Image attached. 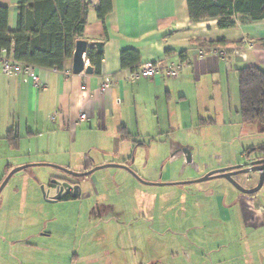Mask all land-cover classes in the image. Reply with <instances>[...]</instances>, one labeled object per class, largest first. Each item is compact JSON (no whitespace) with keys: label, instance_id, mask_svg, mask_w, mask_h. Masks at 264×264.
I'll return each instance as SVG.
<instances>
[{"label":"crops","instance_id":"1","mask_svg":"<svg viewBox=\"0 0 264 264\" xmlns=\"http://www.w3.org/2000/svg\"><path fill=\"white\" fill-rule=\"evenodd\" d=\"M24 1L0 0V5L9 7L8 29L12 32L17 28L18 4ZM96 5L97 0L90 4L80 39L87 41L89 48L93 42L103 43L100 75L94 68L92 74H74L72 59L65 64V69L72 71L69 77L62 71L35 68L46 85L43 90L28 76L0 74V161H8L0 173V183L12 169L23 165H57L79 173L105 164L128 165L142 180L161 185L144 184L123 168L105 167L100 169L105 170L103 173L97 170L88 176L86 184L79 185L77 198L54 204L73 202L91 210L96 208L97 198H102L111 210L118 203L125 206L121 209L127 219L131 207L126 200L143 198L145 201L135 206L132 222L124 223L121 236L141 250L48 251L52 250L49 241L74 237L49 227L48 219L53 218L43 211L49 201L41 200L30 167L0 194V228L4 233L0 234V264H264L262 189L250 196L222 178L215 194H207L209 200L190 202V206L184 202L187 213L179 219L170 212L174 209L172 200H166L164 206L159 201V194L171 188L186 193L196 188V183H171L193 181L218 169L247 166L250 149L238 156L235 164L226 162L191 171L187 181L173 179L172 170L160 173L158 168L159 161L167 158L177 156L179 162L186 159L190 163L213 149L221 153L231 138L242 135L247 124L240 113L238 70L246 66L264 69V20L239 18L235 27L221 29L217 20L192 21L187 0H112L113 9L103 23L97 17ZM244 41L254 43V47H243ZM219 42L229 48L224 59L210 52V45ZM234 49L239 50L235 53ZM125 50L139 53L138 67L162 59L185 62L186 66L177 79L158 75L132 81L131 70L121 64ZM87 66L90 62L84 68ZM105 81L109 87L103 92ZM53 112L59 113L55 120L50 118ZM81 113L87 115V123H79ZM217 126L222 127L219 134L214 133ZM11 131L19 137L17 147L8 140ZM248 145L252 147L253 142ZM139 157L145 162L139 163ZM112 168H116V185L107 181ZM257 176L253 172L236 179L243 187L252 188ZM49 188L56 193L55 184ZM115 192H119V202ZM213 196L215 202L210 201ZM160 209L167 213V228L158 215ZM17 216H22L18 227ZM86 217L88 224L95 223L88 213ZM35 226L44 241L39 246L32 243L36 235L15 237V227L26 236ZM84 241L94 246L90 238ZM60 244L55 246L63 250Z\"/></svg>","mask_w":264,"mask_h":264},{"label":"trees","instance_id":"2","mask_svg":"<svg viewBox=\"0 0 264 264\" xmlns=\"http://www.w3.org/2000/svg\"><path fill=\"white\" fill-rule=\"evenodd\" d=\"M187 4L192 21L217 20L221 29L235 27L239 18L264 20V0H187ZM89 7L87 0H26L18 4L17 28L12 32L8 29L9 7L0 5V54L2 50L12 51L13 58L27 66L63 71L66 62L72 59L76 41L83 36ZM112 9V0H97L96 14L103 23ZM218 45L227 44L219 42L210 46ZM87 58L100 75L102 53L90 47ZM140 62V55L134 50L121 54L125 69L133 71ZM238 72L243 122L264 123V69L246 66ZM8 140L17 147L19 137L13 131ZM247 152L250 159L251 151ZM73 198L77 197L66 194L62 200Z\"/></svg>","mask_w":264,"mask_h":264},{"label":"rangeland","instance_id":"3","mask_svg":"<svg viewBox=\"0 0 264 264\" xmlns=\"http://www.w3.org/2000/svg\"><path fill=\"white\" fill-rule=\"evenodd\" d=\"M221 126H217L216 129H214V133H220ZM236 128H234L235 131ZM240 131V128H238ZM177 137L180 136L179 132L176 131ZM185 134L183 136L185 137ZM223 134L225 135L224 131ZM226 135L224 139H226ZM253 142V146L249 147V142ZM217 146V145H216ZM207 147H210V144L207 145ZM219 148V145L217 146ZM254 147H264V123H256V124H247L245 130L243 131L242 135H239L238 137L231 138V140L223 147V151L221 150V153L219 150L213 149L210 154H206L201 157V159L192 160L190 163H187V160L185 159L184 162H179L178 158L174 157L175 159H164L160 160L159 162V171L160 173L167 170H172V178H182V179H176V180H182L187 181L188 174L190 175V172L193 170H198L199 168L208 169L214 166H220L224 165L226 162H233L234 164L238 162L237 157L240 156L244 151H252ZM216 148V147H215ZM18 153V152H17ZM264 154V153H262ZM172 156V155H170ZM145 162V160H141V157H139L138 162ZM151 162V161H150ZM8 161L1 160L0 161V173L4 171L5 166H7ZM10 164V163H9ZM12 164V163H11ZM19 167V166H17ZM112 172L115 171L112 168ZM32 174L30 176L33 178V183L36 184V187L38 188V193L41 197V200L46 201V199L43 196L42 187H44L45 191L48 192L50 190L51 192H48V197L54 196V192L49 188V185L51 182L55 181L56 178H65L69 179L71 181L78 182V185L86 184L88 181V177L84 178H75L72 177L58 169L51 168V167H31L30 170ZM105 170H100L98 173H103ZM26 172V171H25ZM76 172V171H75ZM111 172V173H112ZM24 173V171H20L16 173L12 179H10L9 183L7 184L8 187H10L14 182L16 183L19 181L21 175ZM29 173V172H28ZM98 177L100 174H97ZM245 174H237L235 177L240 178L244 176ZM1 176V175H0ZM85 178H87L85 180ZM115 179V183L113 180ZM107 179H105L106 181ZM117 176H115L114 172L112 175L108 177V183L110 185H116ZM100 181V179H99ZM222 178H215L211 179L205 182H200L193 184L196 186V188L193 191H189L188 189L185 191L179 192V188L174 187L171 188L173 190H170V192H163L159 194V201L161 203L160 206H164V202L166 200H172L171 203L174 206V209H172L170 212H172V217L175 219L184 218L185 212L187 213L186 205L190 206V202H201L204 203L205 201L209 200L207 198V194H215L216 186L221 183ZM264 191V187L262 189ZM163 194V195H162ZM114 195L117 196L116 202H119L118 199H120L118 196L119 192H115ZM124 195V194H122ZM122 197V196H121ZM2 198V197H1ZM0 198V199H1ZM123 199V198H122ZM141 199V200H140ZM133 200V201H132ZM130 202L126 200V203H128L127 207L130 208V212L125 219L123 209L125 206H121L120 203L118 205H115L114 209L111 210V207L107 205L106 202L102 201V198H97V204L95 209L88 208V206H81L82 204H71L73 202L59 204V203H50L47 202L44 204V215L46 217H52L53 219H48L49 227L56 230H61L64 233L71 234L74 238H62L59 240H53L52 242L49 241V244L52 245V250L48 249V251H137L138 248L136 245L133 244H127L128 241L126 239H123L121 236L124 232V228H126V223L128 220L129 222H132L133 219L132 215H135V206L138 205V203H143L145 200L143 198H137L132 199ZM115 201V198L112 200V202ZM210 201L215 202V197L210 199ZM187 202V203H184ZM168 203V202H166ZM12 208L15 207L14 201L12 203ZM113 205V204H112ZM195 206V204H194ZM128 210V209H127ZM40 211V210H39ZM188 211H190V207L188 208ZM193 212L198 213L197 209H193ZM91 216L94 222H89L86 220V214ZM4 216L6 213L3 214ZM158 215L160 216L161 221L164 220L165 228L169 227V221L165 220L167 213L166 211H163L162 209L159 210ZM2 216V213L0 214V217ZM78 216L80 218V222L78 220ZM22 216H17L16 221L17 225L19 226ZM42 217V216H41ZM171 217V218H172ZM125 219V220H123ZM10 222L12 219H9ZM14 220V219H13ZM78 220V221H77ZM15 221V220H14ZM47 222V221H46ZM79 222V223H78ZM93 226L95 227L93 230L90 228ZM125 226V227H124ZM10 227H12L10 223ZM15 227L14 230H16V238H21L23 236L24 238H27L29 235H36L35 238H33L32 243L37 244L38 246L44 242L42 240L41 232L38 227H33L31 231L27 233L25 236L21 234V232L17 231V228ZM124 227V228H123ZM90 228V229H89ZM89 230V231H88ZM126 230V229H125ZM172 230V229H170ZM89 232V235L87 234ZM0 234L3 233L2 227L0 228ZM88 236V237H87ZM93 240V247L88 246L86 241L84 239ZM64 239V240H63ZM127 242V243H126ZM56 243L63 246V250H60V248H57L55 245ZM70 248V249H69ZM73 249V250H72ZM141 250V249H140ZM47 251V250H45Z\"/></svg>","mask_w":264,"mask_h":264},{"label":"water","instance_id":"4","mask_svg":"<svg viewBox=\"0 0 264 264\" xmlns=\"http://www.w3.org/2000/svg\"><path fill=\"white\" fill-rule=\"evenodd\" d=\"M91 46L95 47L99 53L103 52V43L102 42H93ZM88 49H89V45H88L87 41L82 40V39H79L76 41L75 49H74L73 56H72V71L74 74H79L83 71H85V73H87V74L93 73V67L92 66H87L86 68H84L85 67L84 58L87 55ZM189 160L190 159H188V161ZM32 166L33 165H23V166L16 167V168L12 169L0 185V194L3 191V189L5 188V186L7 185V183L9 182V180L12 178L13 175H15L16 173H18L22 170L30 168ZM50 166L66 173L72 177H75V178L88 177L89 175H91L95 171L100 170V169L105 168V167L123 168V169L130 171L137 180H139L140 182H142L144 184L161 185L159 183H151V182H146V181L142 180L136 173H134L130 169V167L128 165H125V164H105L103 166L95 167L89 171L81 172V173L72 171L71 169L66 168V167H61V166H57V165H50ZM251 172H258L260 174V181H259L258 185L254 188H250V189L245 188L235 179V176L237 174H247V173H251ZM215 178L226 179L237 190H239L242 193H245L248 195L255 194L258 191H260L264 186V159L253 160L247 166L236 165V166H232V167L214 170V171H211V172L207 173L206 175H204L203 177L198 178L196 180L188 181V182L171 183V185H185V184L200 183V182H205V181L215 179ZM52 183L56 185V188H55L56 193L53 197H48L49 196L48 192L50 190H48V192H47V191H45L44 187H42L43 196L49 202L54 203L56 201L61 200L63 192L69 191L70 189H73V195L74 196H77L79 194L80 186L78 184L75 186H72L67 182L60 183L58 180H55Z\"/></svg>","mask_w":264,"mask_h":264},{"label":"built area","instance_id":"5","mask_svg":"<svg viewBox=\"0 0 264 264\" xmlns=\"http://www.w3.org/2000/svg\"><path fill=\"white\" fill-rule=\"evenodd\" d=\"M88 3L93 4L96 3V0H87ZM243 47L248 49H252L254 47V43L244 41L242 43ZM95 48V47H94ZM239 49H234V52L237 53ZM210 52L214 55H217L221 58H226L229 53V48L225 45L211 46ZM204 51H200V55H203ZM85 65L89 64V59L84 58ZM186 66L185 62H170L167 63L166 59L156 60L152 62H146L142 66L136 68L131 71L130 80L137 81L139 79H153L158 75H163L169 79H177L181 72L184 70ZM65 77H69L72 74L70 69H65L62 71ZM0 74H6L10 76H28L32 79L35 86L38 89H45L46 85L40 80L39 76L35 72V67L27 66L16 61L13 58V54L10 51L2 50L0 54ZM109 87V83L105 81L101 85V91L105 92ZM59 116V113L53 112L50 115L51 120H55ZM87 115L85 113H81L79 116V123H87Z\"/></svg>","mask_w":264,"mask_h":264},{"label":"flooded vegetation","instance_id":"6","mask_svg":"<svg viewBox=\"0 0 264 264\" xmlns=\"http://www.w3.org/2000/svg\"><path fill=\"white\" fill-rule=\"evenodd\" d=\"M262 153H264L263 151H262V147H254V149L250 152V159H249V163L251 162V161H253V160H257V159H264V154H262ZM248 163V164H249ZM251 173H253V172H251ZM255 173H257L258 174V176H257V181H256V183H255V185L252 187V188H254V187H256L257 185H258V183H259V181H260V174L258 173V172H255ZM235 179H236V177H235ZM57 180V179H56ZM237 180V179H236ZM59 181V180H58ZM60 183H64V182H67V183H69L70 185H72V186H75V185H77L78 184V182H75V181H71V180H69V179H63V180H61V181H59ZM264 187V186H263ZM250 189V188H249ZM263 189V188H262ZM63 193H65V195L66 194H69V195H72V193H73V189H70L69 191H64ZM62 197H63V195H62Z\"/></svg>","mask_w":264,"mask_h":264}]
</instances>
